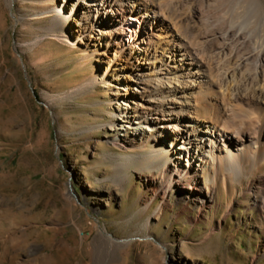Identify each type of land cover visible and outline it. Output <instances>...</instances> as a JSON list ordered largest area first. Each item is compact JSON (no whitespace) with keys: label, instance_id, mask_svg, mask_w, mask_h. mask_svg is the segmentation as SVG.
Segmentation results:
<instances>
[{"label":"rangeland","instance_id":"1","mask_svg":"<svg viewBox=\"0 0 264 264\" xmlns=\"http://www.w3.org/2000/svg\"><path fill=\"white\" fill-rule=\"evenodd\" d=\"M142 1L157 8L202 64L199 80L206 91H196L210 103L206 94L218 95L221 74L232 65L223 54L226 38L246 35L239 43L247 54L255 47L242 26V0ZM37 8L33 0H0V264H264V206L256 205L264 194L255 191L264 176V153L254 167L245 153L242 175L229 178L228 189L219 180L215 200L202 211L190 204L180 213L183 203L172 191L170 208L163 206L146 228L161 199L144 209L153 192L142 172L115 181L112 157L127 150L111 143L119 132L102 126L118 112V99L109 104L120 83L117 73L126 83L135 62L116 58L95 28L72 49L46 33L48 18L20 20ZM120 38L125 47L132 41L127 32ZM94 48L98 53L89 56ZM106 68L109 90L97 84L64 96ZM106 232L112 243L102 238Z\"/></svg>","mask_w":264,"mask_h":264},{"label":"bare ground","instance_id":"2","mask_svg":"<svg viewBox=\"0 0 264 264\" xmlns=\"http://www.w3.org/2000/svg\"><path fill=\"white\" fill-rule=\"evenodd\" d=\"M33 1L38 10L25 11L20 20L48 18L46 33L72 49L84 43L88 31L95 28L97 35H102L100 40L106 41V47L114 46L116 58L126 64L130 60L135 62V69L129 68L125 77L126 83L117 73L120 83L112 91L115 97L110 98L109 104H117L118 99V112L102 126L119 132L111 143L127 150L124 155L112 157L116 159L115 181L123 183L134 172H142L150 181L146 189L153 192L144 209L157 197L161 199L147 217L146 228L163 206L170 208L167 199L172 191L178 192L179 202L183 203L180 213L189 212L190 204L199 205L202 211L215 200L219 180L223 189H228L225 183L229 178L242 175L245 153L252 167L260 165L257 161L264 153V7L258 0H242L237 5L243 4L245 8L246 21L242 26L253 39L254 50L247 54L240 49L239 40L244 41L246 35L226 38L230 43L223 54L231 59L232 65L221 74L223 86L218 95L208 92L206 98L210 103L205 104L196 91H206L199 80L202 64L154 6L142 0H60V4L56 0ZM149 17L153 19L151 24ZM217 17L223 21V16ZM125 32L129 33V41L132 38L128 47L119 41ZM164 39L167 43L163 45ZM98 51L94 48L89 56ZM185 73L189 81H185ZM107 75L106 68L104 74L86 79L64 96L85 93L97 84L109 90ZM120 96L126 97L127 102ZM202 106L207 111L203 112ZM130 129L134 132L132 136L128 135ZM151 140L158 142V146L149 145ZM255 191L264 194V176ZM68 193L71 198H78L73 188L68 187ZM256 205L261 208L264 200H257ZM196 220L195 217L190 221ZM102 238L113 242L110 233L106 232ZM145 239H153L165 247L153 237ZM172 263L186 264L178 259Z\"/></svg>","mask_w":264,"mask_h":264}]
</instances>
